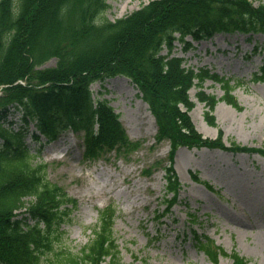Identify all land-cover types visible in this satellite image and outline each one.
Segmentation results:
<instances>
[{
    "label": "trees",
    "instance_id": "1",
    "mask_svg": "<svg viewBox=\"0 0 264 264\" xmlns=\"http://www.w3.org/2000/svg\"><path fill=\"white\" fill-rule=\"evenodd\" d=\"M108 8V0H0V264H124L115 236V204L99 211L98 223L89 228L92 238L80 250L55 249L78 201L50 181L49 165L37 161L40 151L34 152L27 141L32 136L38 143L41 137L52 142L73 131L83 139L84 159L91 161L109 154L126 158L140 150L141 142L129 138L109 102L94 98L91 86L97 82L128 78L156 120L157 144L169 142L167 212L182 191L174 167L181 147L264 157V148L236 142L226 146L222 130L216 139L197 130L190 116L196 105L190 91L199 89L196 98L208 108L205 120L217 127L213 112L219 101L241 109L233 95L236 86L208 70L187 68L174 55L176 41L189 50L187 37L201 41L220 33L264 34L263 3L150 0L116 21L104 17ZM51 60L55 66L45 67ZM208 79L221 84L220 100L203 89ZM11 109L22 112L17 128L8 120ZM196 239L215 263L224 256L233 264H248L209 238Z\"/></svg>",
    "mask_w": 264,
    "mask_h": 264
},
{
    "label": "rangeland",
    "instance_id": "2",
    "mask_svg": "<svg viewBox=\"0 0 264 264\" xmlns=\"http://www.w3.org/2000/svg\"><path fill=\"white\" fill-rule=\"evenodd\" d=\"M150 0H108L104 17L111 21L126 17ZM255 5L264 0H251ZM191 47L177 42L174 55L183 57L185 66L209 70L231 84L241 109L220 102L215 111L217 127L205 120L207 107L197 101L198 88L191 90L196 102L191 118L205 137L216 139L219 130L223 141L241 146L264 148V35L250 38L243 34H218ZM166 50L162 54H166ZM51 60L45 67L55 66ZM125 77H115L92 85L94 98L107 100L120 114L129 137L141 142L142 148L126 160L83 159L82 139L73 132L48 142L27 141L37 161L49 165V179L63 187L79 202L69 212L62 226L63 240L55 249L80 250L92 238L90 227L98 223L99 211L115 204L118 217L115 236L124 264H233L230 257L220 256L213 262L196 246L191 231L200 239L210 238L215 246L234 252L248 264H264V158L260 155L220 153V150L182 148L175 168L183 184L177 205L165 211L166 180L163 167L168 164L170 145L156 144L157 123L137 87ZM203 89L221 98V84L207 80ZM22 112L11 109L8 120L14 128L22 125ZM35 131L34 124L30 127ZM196 175L202 184L193 181ZM165 211V216H160ZM160 216V217H159ZM135 257L138 259L136 260Z\"/></svg>",
    "mask_w": 264,
    "mask_h": 264
},
{
    "label": "bare ground",
    "instance_id": "3",
    "mask_svg": "<svg viewBox=\"0 0 264 264\" xmlns=\"http://www.w3.org/2000/svg\"><path fill=\"white\" fill-rule=\"evenodd\" d=\"M125 81L127 82V79H125ZM220 153H224L223 151H219Z\"/></svg>",
    "mask_w": 264,
    "mask_h": 264
}]
</instances>
